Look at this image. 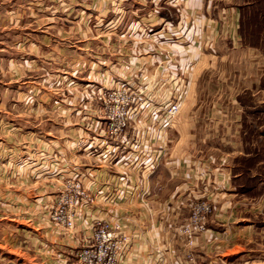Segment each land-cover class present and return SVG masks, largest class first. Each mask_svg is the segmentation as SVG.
Returning <instances> with one entry per match:
<instances>
[{"label":"crops","instance_id":"crops-1","mask_svg":"<svg viewBox=\"0 0 264 264\" xmlns=\"http://www.w3.org/2000/svg\"><path fill=\"white\" fill-rule=\"evenodd\" d=\"M1 11L8 13H0V60L7 67L22 57L42 70L55 49L56 59L87 60L94 76L119 75L117 83L144 99L122 137L89 132L87 148L77 149L91 201L83 209L89 227L118 224L128 241L119 264H264V198L250 196L263 180L247 170L254 186L240 188L232 163L245 156L243 123L264 118V0H9L0 2ZM207 57L216 59L220 91L228 60L234 61L238 141L216 159L193 152L173 126L165 129L159 108L186 92L185 104L195 65L213 70ZM80 132L73 130L72 140ZM27 195L18 201L29 204ZM200 198L213 213L189 263L176 231ZM12 226L0 227V264H48L11 251L17 238L42 245L47 233Z\"/></svg>","mask_w":264,"mask_h":264},{"label":"rangeland","instance_id":"rangeland-1","mask_svg":"<svg viewBox=\"0 0 264 264\" xmlns=\"http://www.w3.org/2000/svg\"><path fill=\"white\" fill-rule=\"evenodd\" d=\"M28 46L25 44L23 52L29 50ZM51 51L52 58L47 59V65L44 64L47 67L42 70H38L37 63L30 68L22 57L11 67L0 60V227L12 228L16 224L47 233V241L42 245L29 246L22 237L17 238L16 248L10 250L18 258L37 263L42 259L48 264H84L79 254L93 244V232L98 223L89 227L83 212L91 201L87 200L85 177L79 171L82 159L77 156V149L87 148V133L105 130L108 111L99 97L105 90L117 87L120 77L94 76L88 72L87 60L56 59L55 49ZM207 59L205 66L213 70L200 72L201 64L195 65L189 77L186 102L172 126L188 139L193 152L204 150V154L216 159L230 150L232 142L238 141L234 139L239 130L238 118L234 117L238 109L232 103L234 61L228 60L220 91L216 59ZM184 95L186 92L182 96L180 93L182 98ZM139 107L132 108V113ZM73 130L81 131L76 140H72ZM25 131L32 132L25 136ZM243 131L241 141L245 156L234 157L232 163L237 166L235 173L240 178L243 171L248 170L249 174L257 175L259 181L263 180L250 195L260 200L264 198V118L244 122ZM246 177L245 185L256 179L248 182L249 176ZM25 193H28L29 204L18 201L17 197ZM41 198L42 202L38 203ZM195 203L210 205L208 216L213 213L211 202L200 198ZM179 238L184 247L183 238Z\"/></svg>","mask_w":264,"mask_h":264},{"label":"built area","instance_id":"built-area-1","mask_svg":"<svg viewBox=\"0 0 264 264\" xmlns=\"http://www.w3.org/2000/svg\"><path fill=\"white\" fill-rule=\"evenodd\" d=\"M161 0H157L159 2ZM165 4H172L175 0H162ZM183 98L166 99L161 103V118L164 128H170L175 118L183 107ZM99 100L108 111L105 118L106 137L110 140H117L122 137L128 127L132 108L141 106L144 99L140 92L132 89L129 84H119L113 90H105ZM134 106V107H133ZM135 113V112H134ZM160 157H157V165ZM87 200H90L87 195ZM210 205L206 203H195L192 205L189 217L177 228V235L183 238L184 247L188 250L186 261L193 262L192 248H194L197 236L206 233L205 219L210 214ZM59 220V218H55ZM93 232V244L79 254L84 264H119L128 251V241L122 234L118 224L110 225L108 222H98ZM171 264H179L173 261Z\"/></svg>","mask_w":264,"mask_h":264},{"label":"trees","instance_id":"trees-1","mask_svg":"<svg viewBox=\"0 0 264 264\" xmlns=\"http://www.w3.org/2000/svg\"><path fill=\"white\" fill-rule=\"evenodd\" d=\"M235 171H236V170H235ZM235 171H234V172H235ZM246 174H247V171H243V174H242L243 176L241 175V176H242V177H241L242 182L238 185L240 188L243 187V188H247V189H248V187H249V188H252V187L254 186V183L249 182V180H247V181L249 182L248 185H245V184H244L243 179L246 178ZM243 188H242V189H243Z\"/></svg>","mask_w":264,"mask_h":264}]
</instances>
